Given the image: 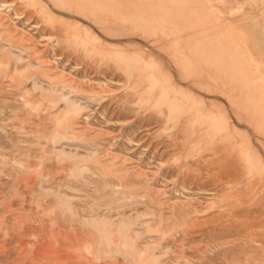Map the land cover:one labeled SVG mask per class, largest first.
Here are the masks:
<instances>
[{
	"label": "rangeland",
	"instance_id": "1",
	"mask_svg": "<svg viewBox=\"0 0 264 264\" xmlns=\"http://www.w3.org/2000/svg\"><path fill=\"white\" fill-rule=\"evenodd\" d=\"M2 1L0 264H263L264 0Z\"/></svg>",
	"mask_w": 264,
	"mask_h": 264
},
{
	"label": "bare ground",
	"instance_id": "2",
	"mask_svg": "<svg viewBox=\"0 0 264 264\" xmlns=\"http://www.w3.org/2000/svg\"><path fill=\"white\" fill-rule=\"evenodd\" d=\"M13 4H11V3H7V2H5V1H2V2H0V11L1 10H8V11H10V10H12L13 9V6H12ZM14 10V13L16 14V15H18V13L16 12V9L14 8L13 9ZM13 13V14H14ZM145 20V19H144ZM3 47V46H2ZM6 48V47H5ZM20 58V57H19ZM18 58V59H19ZM17 59V58H16ZM131 62V61H130ZM127 70V69H126ZM227 78V77H226ZM37 84V83H36ZM167 84V83H166ZM8 86V85H7ZM171 94V93H170ZM64 95V94H63ZM64 97V99H65V101L67 100V99H69V97L68 96H66V95H64L63 96ZM83 102V101H82ZM208 103V102H207ZM211 103V102H210ZM73 104V103H72ZM71 105V104H70ZM210 106H213V105H211L210 104ZM228 106V105H227ZM208 107V106H207ZM216 107H218V105H216ZM220 107V106H219ZM218 107V108H219ZM222 107V106H221ZM220 107V108H221ZM212 109V108H211ZM208 110H209V108H208ZM222 110V109H221ZM220 110V111H221ZM219 111V110H218ZM231 114V113H230ZM228 115H229V113H228ZM233 116V115H232ZM235 119V118H234ZM229 123V122H228ZM242 125V124H241ZM240 125V126H241ZM230 126V125H229ZM235 127V126H234ZM242 127V126H241ZM250 140V139H249ZM262 143V142H261ZM64 147V146H63ZM256 147V146H255ZM58 148V147H57ZM60 148V147H59ZM54 149V148H53ZM62 149V148H61ZM255 149V148H254ZM258 149V148H257ZM71 150H72V148H71ZM56 152H57V150H55ZM62 151H65L64 149H62ZM19 152V151H18ZM69 152H71V151H69ZM74 153H75V151H74ZM78 153V152H77ZM76 153V154H77ZM60 154V153H59ZM63 154V153H62ZM65 154H67V153H65ZM71 154H73L72 152H71ZM21 154H18V156H20ZM68 156H70L69 154H68ZM76 156V155H75ZM77 158H79V156L77 157ZM2 161H4V159H2ZM264 161V160H263ZM21 169V168H20ZM21 180L23 179V178H20ZM29 179V178H28ZM19 180V179H18ZM21 182V181H20ZM112 183V182H111ZM111 183H110V185H111ZM15 184V183H14ZM18 184H20L19 182H18ZM17 184V185H18ZM21 184H22V182H21ZM24 184V183H23ZM22 184V185H23ZM115 184V183H114ZM2 185V184H1ZM4 186V185H3ZM2 186V187H3ZM18 187V186H17ZM43 189H44V187H43ZM43 191V190H42ZM45 191H46V189H45ZM45 193H47V191L45 192ZM3 195V194H2ZM110 195V194H109ZM5 196V195H4ZM23 200V199H22ZM106 200V199H105ZM109 200V199H108ZM12 201V200H11ZM107 201V200H106ZM111 202V201H110ZM37 203V202H36ZM107 203V202H106ZM112 203V202H111ZM111 203H109L108 202V204H110V206H111ZM10 204V203H9ZM20 204H21V202H20ZM38 204H40V203H38ZM46 204V203H45ZM107 204V205H108ZM11 205V204H10ZM14 205V202H13V204H12V206ZM174 206V205H173ZM41 207V206H40ZM43 207H45V206H43ZM105 207H106V205H105ZM114 207V206H113ZM115 207H116V205H115ZM118 207V206H117ZM11 208V207H10ZM18 208V207H17ZM75 208V207H74ZM74 208H73V210H74ZM108 208V207H107ZM174 209V208H173ZM6 210H8V209H6ZM41 210H43V209H41ZM76 210V209H75ZM112 210V209H111ZM9 211V210H8ZM54 211V210H53ZM83 211H84V209H83ZM113 211V210H112ZM115 211V210H114ZM39 212H41V211H39ZM73 212V211H72ZM75 212V211H74ZM80 212H82V211H80ZM96 212V211H95ZM98 212H99V210H98ZM116 212V211H115ZM48 213V212H47ZM78 213V212H77ZM123 214H124V212H122ZM171 213H173L172 211H171ZM45 214V213H44ZM53 213H51V215H52ZM74 214V213H73ZM93 214H96V213H94L93 212ZM100 214V213H99ZM106 214V213H105ZM114 214V213H113ZM116 214V213H115ZM174 214V213H173ZM172 214V215H173ZM179 214V213H178ZM48 215H49V213H48ZM82 215V214H81ZM87 215V214H86ZM92 215V214H91ZM102 215H104V214H102ZM102 215H98V217H102ZM110 215V214H109ZM117 215V214H116ZM115 215V216H116ZM171 215V216H172ZM181 215V214H180ZM30 216H31V214H30ZM47 216V215H46ZM58 216V215H57ZM79 216V215H78ZM94 216V215H93ZM113 216V215H112ZM118 216H119V214H118ZM175 216V215H174ZM173 216V217H174ZM219 216V215H218ZM231 216V215H230ZM13 217V216H12ZM36 217H39V216H36ZM86 217V216H85ZM88 217H89V215H88ZM87 217V218H88ZM95 217V216H94ZM111 217V216H110ZM114 217V216H113ZM178 217V216H177ZM14 218V217H13ZM19 218V217H18ZM17 218V219H18ZM23 218V217H22ZM39 218H41V216L39 217ZM44 218V217H43ZM48 218V217H47ZM51 218V217H50ZM74 218V217H73ZM77 217H76V215H75V218L74 219H76ZM83 218V217H82ZM81 218V219H82ZM91 218V217H90ZM96 218V217H95ZM102 218H104V217H102ZM105 218H106V216H105ZM107 218H108V216H107ZM112 218V217H111ZM232 218V217H231ZM25 219V218H24ZM32 219V218H31ZM77 219H79V218H77ZM92 219V218H91ZM175 219V218H174ZM14 220V219H13ZM45 220H48V219H45ZM52 220H53V218H52ZM55 220H56V218H55ZM83 220V219H82ZM89 220V219H88ZM96 220V219H95ZM102 220H104V219H102ZM110 220V219H109ZM230 220V219H229ZM40 221H42V220H40ZM78 221V220H77ZM85 221V220H84ZM93 221V220H92ZM18 222H20V221H18ZM28 222H29V220H28ZM31 222V221H30ZM32 222H34V220H32ZM31 222V223H32ZM44 222V221H43ZM55 222V221H54ZM63 222V221H62ZM61 222V223H62ZM64 222H65V218H64ZM83 222V221H82ZM97 222V221H96ZM99 222H100V218H99ZM230 222V221H229ZM232 222V221H231ZM35 224L37 223L36 221L34 222ZM114 223V222H113ZM19 224V223H18ZM42 224H44V223H42ZM46 224V223H45ZM53 224V223H52ZM59 224H60V222H59ZM64 224V223H63ZM85 224H86V222H85ZM84 224V225H85ZM21 225V224H20ZM31 225V224H30ZM40 223L38 224V227H40ZM48 225H49V227H50V224L48 223ZM56 225V224H55ZM83 225V224H82ZM98 225V224H97ZM105 225V224H104ZM107 225V224H106ZM29 226V225H28ZM45 226V225H44ZM68 226V225H67ZM71 226V225H70ZM89 226V225H88ZM16 227V226H15ZM65 227V226H64ZM77 227V226H76ZM76 227H74L73 226V228H76ZM95 227H96V225H95ZM44 228H46V227H44ZM62 228H63V226H62ZM61 228V229H62ZM72 228V229H73ZM80 228V227H79ZM116 228V227H115ZM12 229V228H11ZM21 228H19V230H20ZM66 229V228H65ZM68 229V228H67ZM77 229V228H76ZM88 229V228H87ZM93 230H94V228H92ZM110 229V228H109ZM13 230V229H12ZM18 230V231H19ZM22 230V229H21ZM40 230V229H39ZM74 230V229H73ZM78 230V229H77ZM89 230V229H88ZM97 230V229H96ZM42 231H44V230H42ZM48 231V230H47ZM69 231V230H68ZM79 231V230H78ZM83 231V230H82ZM90 231H92V230H89L88 232H90ZM112 231V230H111ZM110 231V232H111ZM6 232V231H5ZM9 232V231H8ZM52 232V231H51ZM50 231L47 233L46 232V234H43V235H45L44 237H46V238H48V240H46V241H44V240H42V241H40V242H37V243H35V245H34V247L32 246L31 248H28V247H26L25 249H23V250H25V252H32V254H33V256L30 258V263L29 264H62V262L64 261L65 262V260L67 261V260H69V263H70V261L72 262V259L73 258H75V256H73V254H71V252H70V250L68 249V248H65V246L63 247H61V246H58V247H56V245H54V243L52 242V240H50V236H51V233ZM64 232V231H63ZM94 232H95V230H94ZM14 233V232H13ZM43 232H41V234H42ZM38 234H39V232H38ZM54 234H55V232H54ZM58 231L56 232V235H55V237L56 238H59L58 237ZM59 234H61V233H59ZM110 234V233H109ZM13 235V234H12ZM100 235H102V234H100ZM77 236V235H76ZM22 237V236H21ZM39 236H36V237H34V239H32V240H36V239H39L38 238ZM62 237V236H61ZM60 237V238H61ZM72 237V236H71ZM78 237V236H77ZM101 237V236H100ZM23 238V237H22ZM21 238V239H22ZM43 238V237H42ZM88 238H91L90 236H88ZM102 238V237H101ZM109 238V237H108ZM28 239V238H27ZM72 239V238H71ZM75 239V238H74ZM77 239V238H76ZM82 239H83V237H82ZM23 240V239H22ZM56 240H58V239H56ZM62 240H64V239H62ZM88 240V239H87ZM111 240V239H110ZM76 240H74V242H75ZM96 241V240H95ZM23 242V241H22ZM31 242V241H30ZM59 242H61V241H59ZM66 242V241H65ZM77 242V241H76ZM82 242H84L85 243V241H82ZM91 242V241H90ZM109 242V241H108ZM115 242V244H116V241H114ZM56 243H58V242H56ZM105 243V242H104ZM65 244V243H64ZM91 244V243H90ZM114 244V245H115ZM16 245V244H15ZM24 245V244H23ZM26 245H28V244H26ZM66 245H67V243H66ZM22 246V245H21ZM29 246V245H28ZM72 246V245H71ZM71 246H69V247H71ZM2 247V246H1ZM87 248V247H86ZM147 249V248H146ZM94 250V249H93ZM95 252H96V250H94ZM102 251V250H101ZM100 251V252H101ZM103 252V251H102ZM105 252V251H104ZM106 253V252H105ZM104 253V254H105ZM95 254H98V253H95ZM104 254H102V255H104ZM109 254V253H108ZM107 254V255H108ZM1 255V254H0ZM27 255V254H26ZM102 255H101V258H102ZM106 255V254H105ZM111 256V255H110ZM16 257V256H15ZM17 257H18V255H17ZM16 257V258H17ZM175 257V256H174ZM16 258H15V260H16ZM76 258H77V260L79 259V257L78 256H76ZM86 259L88 258V257H85ZM89 258H91V257H89ZM18 259H20L19 257H18ZM26 259H27V257H26ZM26 259H24V260H26ZM29 259V258H28ZM93 259H94V256H93ZM76 260V259H75ZM89 260V259H88ZM87 260V261H88ZM96 260H98V259H96ZM257 260V259H256ZM255 260V261H256ZM14 261V260H13ZM17 261V260H16ZM15 261V262H16ZM81 261V260H80ZM113 261V260H112ZM111 261V262H112ZM254 261V260H253ZM12 262V261H11ZM18 262H21V261H18ZM25 262V261H24ZM251 262V261H250ZM67 263V262H66ZM74 263V262H73ZM80 263V262H79ZM257 263V262H256ZM5 264V263H4ZM10 264H12V263H10ZM64 264V263H63ZM72 264V263H71ZM83 264H85V263H83ZM98 264H104V262H99ZM113 264V263H112ZM264 264V263H263Z\"/></svg>",
	"mask_w": 264,
	"mask_h": 264
}]
</instances>
